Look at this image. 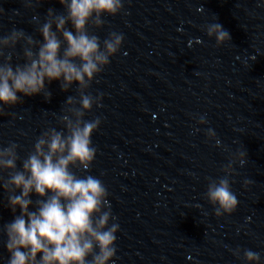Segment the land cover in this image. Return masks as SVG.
<instances>
[{
  "label": "clouds",
  "instance_id": "9594fccd",
  "mask_svg": "<svg viewBox=\"0 0 264 264\" xmlns=\"http://www.w3.org/2000/svg\"><path fill=\"white\" fill-rule=\"evenodd\" d=\"M43 2L21 0L25 9L33 11L30 22L42 40L16 27L0 35V116L6 115V107L23 103L24 96L42 94L50 99L46 82L59 81L65 92L76 84L77 95L67 97L57 116L63 127L45 129L26 157L20 156L16 142L0 147V187L14 214L11 222L0 227L9 253L6 264H116L120 226L107 186L90 174L97 154L92 137L101 118L85 116L94 105L102 106V94L94 96L89 89L124 41L123 33L110 31L101 40L89 29L99 30L107 23L104 17L123 12L125 0H58L64 11L49 8L41 21L36 9ZM206 34L215 38L217 46L231 39L218 23L209 24ZM14 58L22 62L14 64ZM199 123L207 121L201 117ZM207 136L220 146L214 130L209 129ZM246 163V151L237 149L221 166L224 175L207 178L205 198L216 217L237 209L230 177L236 173L235 165ZM74 169L85 174L78 175ZM251 183L246 179L244 186ZM33 193L38 197L35 201L30 198ZM33 205L35 210L30 211ZM17 208L19 215H15ZM232 254L246 264L261 261L259 252L247 248L237 247Z\"/></svg>",
  "mask_w": 264,
  "mask_h": 264
}]
</instances>
